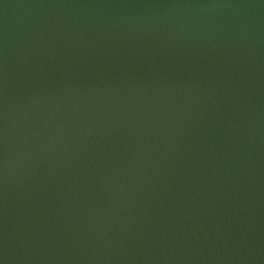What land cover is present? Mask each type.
<instances>
[{
  "label": "water",
  "instance_id": "95a60500",
  "mask_svg": "<svg viewBox=\"0 0 264 264\" xmlns=\"http://www.w3.org/2000/svg\"><path fill=\"white\" fill-rule=\"evenodd\" d=\"M0 264H264V0H0Z\"/></svg>",
  "mask_w": 264,
  "mask_h": 264
}]
</instances>
